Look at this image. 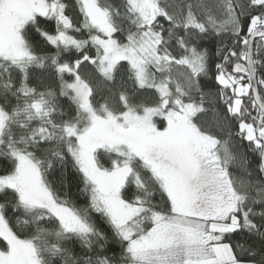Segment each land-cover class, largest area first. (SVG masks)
<instances>
[{"label":"snow or ice","instance_id":"1","mask_svg":"<svg viewBox=\"0 0 264 264\" xmlns=\"http://www.w3.org/2000/svg\"><path fill=\"white\" fill-rule=\"evenodd\" d=\"M0 264H264V0H0Z\"/></svg>","mask_w":264,"mask_h":264},{"label":"trees","instance_id":"2","mask_svg":"<svg viewBox=\"0 0 264 264\" xmlns=\"http://www.w3.org/2000/svg\"><path fill=\"white\" fill-rule=\"evenodd\" d=\"M71 15V13H69ZM79 35V34H77ZM86 36V34H85ZM83 38V37H80ZM38 38H34V43L35 40ZM225 43H230V41L225 40ZM199 44L202 48H207L209 49V51L211 53H214L217 46L219 45V40L216 37H204L203 39H201L199 41ZM44 51L52 54L54 53L55 49L54 46L48 45L44 47ZM90 55H95V50L94 48L90 49L89 51ZM73 58L79 56L78 53H75V50H73V53L71 54ZM69 56V54H65V59H67ZM213 59L215 62H219L218 58H216L215 56H213ZM94 73V66L90 65V64H85L84 66H82V74L89 76L90 74ZM121 81H122V72H118L117 76H116V81L115 84H104V82L102 81V78L99 77V74L96 73L95 76L93 77V84L94 86L99 85L98 87V94H97V100H99L101 98V96L107 95L108 94V90L111 89L113 91H115L117 88H119L121 86ZM30 83H32L33 85L36 86H48L51 85L53 88L57 87V78L54 75V71L52 68L48 67V68H44V69H33L32 70V75L30 78ZM207 87H211V88H215L214 83L211 82H206ZM124 87H128L131 88L132 84L131 82H127L126 84H124ZM59 103L60 105L65 108V110H68V105L70 104V101L68 100L67 97H59ZM235 131V129H234ZM235 142V141H234ZM81 188L82 185H79L75 180H72L68 183L67 189L66 191L69 194V197L71 198V200L77 205V206H84L86 204V197L84 196V194L81 192ZM93 220L96 222L97 226L102 228L105 232H107L109 234V236L111 237L112 233L111 230L109 228V226L104 223L98 216V214L93 213ZM237 237H233V239H236ZM75 251L77 253H81V249L79 246H77L75 248ZM113 252H119V246L118 244H116L115 242L109 241V250H108V254H112Z\"/></svg>","mask_w":264,"mask_h":264}]
</instances>
